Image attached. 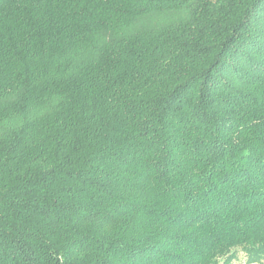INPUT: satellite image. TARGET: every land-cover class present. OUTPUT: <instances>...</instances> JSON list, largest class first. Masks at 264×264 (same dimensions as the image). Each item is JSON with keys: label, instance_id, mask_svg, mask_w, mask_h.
I'll use <instances>...</instances> for the list:
<instances>
[{"label": "trees", "instance_id": "trees-1", "mask_svg": "<svg viewBox=\"0 0 264 264\" xmlns=\"http://www.w3.org/2000/svg\"><path fill=\"white\" fill-rule=\"evenodd\" d=\"M264 263V0H0V264Z\"/></svg>", "mask_w": 264, "mask_h": 264}, {"label": "rangeland", "instance_id": "rangeland-1", "mask_svg": "<svg viewBox=\"0 0 264 264\" xmlns=\"http://www.w3.org/2000/svg\"><path fill=\"white\" fill-rule=\"evenodd\" d=\"M233 264H245V256L240 252L239 257L234 261ZM253 264H264V263H253Z\"/></svg>", "mask_w": 264, "mask_h": 264}]
</instances>
